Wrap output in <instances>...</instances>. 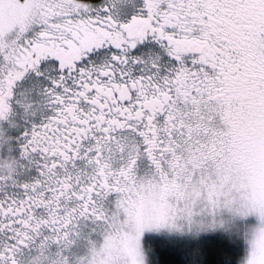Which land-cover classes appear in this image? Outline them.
I'll use <instances>...</instances> for the list:
<instances>
[{"label": "snow or ice", "instance_id": "6c2138e0", "mask_svg": "<svg viewBox=\"0 0 264 264\" xmlns=\"http://www.w3.org/2000/svg\"><path fill=\"white\" fill-rule=\"evenodd\" d=\"M0 264H264V0H0Z\"/></svg>", "mask_w": 264, "mask_h": 264}]
</instances>
